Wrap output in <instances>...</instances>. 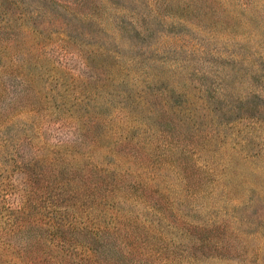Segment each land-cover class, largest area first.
Returning a JSON list of instances; mask_svg holds the SVG:
<instances>
[{
    "label": "rangeland",
    "instance_id": "obj_1",
    "mask_svg": "<svg viewBox=\"0 0 264 264\" xmlns=\"http://www.w3.org/2000/svg\"><path fill=\"white\" fill-rule=\"evenodd\" d=\"M0 264H264V0H0Z\"/></svg>",
    "mask_w": 264,
    "mask_h": 264
},
{
    "label": "trees",
    "instance_id": "obj_2",
    "mask_svg": "<svg viewBox=\"0 0 264 264\" xmlns=\"http://www.w3.org/2000/svg\"><path fill=\"white\" fill-rule=\"evenodd\" d=\"M26 204H25V202H23V203H20L18 206H16L15 208L14 207H12V209L15 211V212H20V213H24L25 211H26ZM99 233V232H98ZM95 235H96V233H95ZM98 238V234H97V237H96V239ZM91 249H92V247H91Z\"/></svg>",
    "mask_w": 264,
    "mask_h": 264
}]
</instances>
